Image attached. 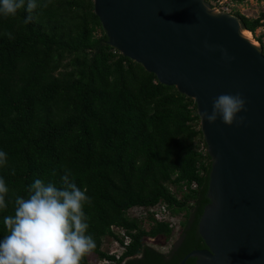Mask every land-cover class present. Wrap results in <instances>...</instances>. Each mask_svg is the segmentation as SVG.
Segmentation results:
<instances>
[{"label":"trees","instance_id":"16d2710c","mask_svg":"<svg viewBox=\"0 0 264 264\" xmlns=\"http://www.w3.org/2000/svg\"><path fill=\"white\" fill-rule=\"evenodd\" d=\"M25 8L0 17V150L7 153L0 177L9 188L0 237L16 196L26 198L37 178L61 187L67 174L91 198L84 212L95 258H115L103 248L107 238L123 241L114 227L129 237L117 264H179L206 247L198 223L210 202L212 159L193 98L111 46L92 0ZM230 13L251 33L264 25V10ZM159 203L177 218V234L148 212ZM135 208L147 210V227ZM160 237L170 243L165 251L148 242Z\"/></svg>","mask_w":264,"mask_h":264},{"label":"water","instance_id":"95a60500","mask_svg":"<svg viewBox=\"0 0 264 264\" xmlns=\"http://www.w3.org/2000/svg\"><path fill=\"white\" fill-rule=\"evenodd\" d=\"M122 55L193 98L212 159L210 202L198 223L205 248L179 264H264V53L240 19L206 0H92ZM239 93L245 111L231 126L202 120L221 94Z\"/></svg>","mask_w":264,"mask_h":264},{"label":"clouds","instance_id":"9594fccd","mask_svg":"<svg viewBox=\"0 0 264 264\" xmlns=\"http://www.w3.org/2000/svg\"><path fill=\"white\" fill-rule=\"evenodd\" d=\"M25 5L30 13L38 0H0V17L15 16ZM30 20L31 16L25 18V22ZM245 110V100L239 93L221 94L213 100L211 112L201 117L210 124L219 118L231 126L243 122V117H237ZM6 163L7 153L0 150V167ZM61 179L62 186L57 187L52 181L37 178L29 185L26 198L15 197L13 214L3 217L6 234L0 237V264H81L96 247L84 212L91 198L67 174ZM8 193L0 177V210L8 206Z\"/></svg>","mask_w":264,"mask_h":264},{"label":"rangeland","instance_id":"374dc122","mask_svg":"<svg viewBox=\"0 0 264 264\" xmlns=\"http://www.w3.org/2000/svg\"><path fill=\"white\" fill-rule=\"evenodd\" d=\"M226 1L224 0L222 3H216L215 1H212V5L211 8L212 10L215 11H223L222 8H226L225 10L229 9V11H231V9H237L240 13L248 16V17H256L261 11L264 10V0L261 1H257V0H246V1H242V2H237L236 0H228L229 3L226 5ZM244 31V30H243ZM246 32L249 31H244V35L246 36ZM258 36H261V42L258 41ZM247 37V36H246ZM251 40V42L253 44H255L257 47H262V50L264 51V25L258 27L254 33L249 32V37H247ZM132 214L138 215L139 217L141 215H143L142 210L135 208L132 210L131 212ZM174 223L175 226L178 225L177 224V218H174ZM143 225L145 227H147V223H143ZM178 228V226L176 227ZM175 234H177V229H175ZM159 245V249H161L162 251H165L168 249V247H164L162 248L161 246H165V242L163 238H159L157 240ZM114 247L113 241L109 238H107L105 244L103 245V248L106 250H109L110 248L112 249ZM89 261H93L95 260V255L92 253L87 254Z\"/></svg>","mask_w":264,"mask_h":264},{"label":"built area","instance_id":"2783aa9c","mask_svg":"<svg viewBox=\"0 0 264 264\" xmlns=\"http://www.w3.org/2000/svg\"><path fill=\"white\" fill-rule=\"evenodd\" d=\"M218 3H222L224 0H217ZM229 3V1H226V5ZM226 8H222V10L224 12H228L230 13L229 9L225 10ZM139 209V208H138ZM143 215H141L140 218V222L143 223H148L147 221V210L141 209ZM148 212H150L151 217L153 219H156L158 221H171V223H174V218H171L168 215L167 212V208L166 205L164 203H159L156 206L150 207L148 208ZM178 225H176L177 227ZM175 227V229H176ZM116 233H118L119 237L123 236V241L119 242V241H113L114 247L108 250V254L109 255H114L115 258L113 259H108L107 257H102V258H95V260L93 261H89V264H117L116 263V259H118V257L122 254V252L125 250L127 243L129 242V237L124 233V230L119 228V227H114ZM154 238H149L148 242L151 243L152 245L155 246V244H153Z\"/></svg>","mask_w":264,"mask_h":264},{"label":"flooded vegetation","instance_id":"af4514ba","mask_svg":"<svg viewBox=\"0 0 264 264\" xmlns=\"http://www.w3.org/2000/svg\"><path fill=\"white\" fill-rule=\"evenodd\" d=\"M153 244H155V246L159 248V245H157V244H158L157 239H154ZM169 246H170V243H168V245L161 246V247H162V248H164V247H168V248H169ZM204 248H205V247H204Z\"/></svg>","mask_w":264,"mask_h":264},{"label":"bare ground","instance_id":"6f19581e","mask_svg":"<svg viewBox=\"0 0 264 264\" xmlns=\"http://www.w3.org/2000/svg\"><path fill=\"white\" fill-rule=\"evenodd\" d=\"M244 31H245V30H244ZM244 31L242 32L243 35H244ZM246 31H247V30H246ZM245 34H246L247 37H249V32H246ZM244 36H245V35H244ZM246 36H245V37H246Z\"/></svg>","mask_w":264,"mask_h":264}]
</instances>
